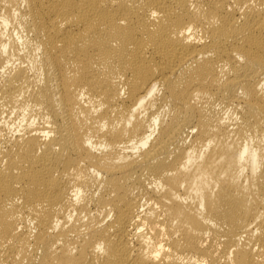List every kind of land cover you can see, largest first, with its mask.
<instances>
[{
	"label": "bare ground",
	"instance_id": "obj_1",
	"mask_svg": "<svg viewBox=\"0 0 264 264\" xmlns=\"http://www.w3.org/2000/svg\"><path fill=\"white\" fill-rule=\"evenodd\" d=\"M0 264H264V0H0Z\"/></svg>",
	"mask_w": 264,
	"mask_h": 264
}]
</instances>
